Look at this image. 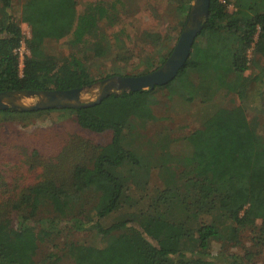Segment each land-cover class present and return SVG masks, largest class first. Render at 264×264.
Here are the masks:
<instances>
[{"label":"trees","instance_id":"16d2710c","mask_svg":"<svg viewBox=\"0 0 264 264\" xmlns=\"http://www.w3.org/2000/svg\"><path fill=\"white\" fill-rule=\"evenodd\" d=\"M231 3L233 12L227 9ZM11 4L12 0H0V92L66 91L96 83L83 58L46 54L45 43L69 34L74 43H83L110 18L102 1L78 14L75 0H27L22 21L31 28L30 39L9 13ZM23 43L29 55L21 69L17 51ZM250 47L264 55V0H210L191 56L169 84L115 93L88 108L0 110L13 121L58 116L63 138L48 145L35 133L22 140L12 125L0 122V264H38L34 256L39 243L60 236L68 227L93 230L107 241L101 248L74 247V264H253L251 252L241 257L226 248H239L246 231L253 234L254 246L264 244V134L238 114L218 111L189 138L190 155L175 159L186 167L179 177L170 172L173 158L162 154L156 159L171 177L145 199L137 193L147 192L154 155L138 151L136 116L129 119L131 110L139 109L145 116L160 91L203 102L225 91L245 101L253 85V78L244 75ZM95 55L104 52L97 49ZM166 60L159 61L157 69ZM106 132L112 133L111 143L101 150L93 168L80 165L78 158L86 146L81 135ZM92 190L102 193L104 200L85 221L74 214L73 197ZM143 202L145 209L131 212ZM121 212L124 216L103 224ZM215 243L221 246L217 255L212 253Z\"/></svg>","mask_w":264,"mask_h":264},{"label":"rangeland","instance_id":"374dc122","mask_svg":"<svg viewBox=\"0 0 264 264\" xmlns=\"http://www.w3.org/2000/svg\"><path fill=\"white\" fill-rule=\"evenodd\" d=\"M26 1L12 0L9 13L20 23L26 39H30L31 28L22 21V11ZM75 1L78 14L84 13L90 4L97 1H102L110 10V18L101 21L98 28L83 43H74L72 34L64 36L59 41L45 43L46 54L55 55L59 59L74 54L85 60L87 69L96 79V83L93 88L85 89L81 96L82 102L97 99L104 80L115 76H140L156 70L159 61L167 59L174 49L193 3V0ZM227 9L229 12L235 11L234 4L228 5ZM258 36L259 32L255 35L256 41ZM97 49H102L104 55L96 56ZM28 51L25 43L17 51L21 69L25 56L29 55ZM247 58L249 69L244 75L253 78V85L245 101L240 100L236 93L225 95V91L205 102L201 98L187 101L178 93L160 91L156 95L154 101L156 103L148 106L145 116H142L143 111L139 109L129 112V119L134 120L136 116L134 124L137 128L134 131L136 134H141L138 142L135 143L139 147L138 151L140 153L150 151L154 155L151 159L154 167L148 177L147 192L137 193V197L147 199V195L153 194L156 188H164L166 180L171 177L170 172H175L179 177L186 167L176 163L175 159L182 160L190 155L193 145L189 138L203 130L210 117L220 110L225 109L232 111V114H238L251 128L264 134V55L256 53L255 48L250 47L247 50ZM35 103L36 100H29L27 105ZM106 104L107 102L104 105ZM51 114L55 116L54 112ZM30 117H21L13 121L12 118L0 114V122L12 125L15 134L22 140L25 137L30 138L35 133L45 137L43 140L48 145L63 139L59 128L62 122L60 117H51L47 114ZM81 137L86 139V146L78 158L79 163L91 169L101 150L109 147L112 133H83ZM35 138L39 139L38 136ZM162 154L169 159L173 158L168 164L171 169L169 173L167 167L159 166L158 160ZM100 194L92 190L74 195L76 202L74 214L85 221L91 219L95 214L96 205L104 200L103 194ZM141 208L145 209L144 202L131 212ZM124 214L121 212L111 215L103 221V224L110 225ZM45 215H49V211L45 210ZM13 219L15 224V218ZM257 223L258 226L262 224L261 221ZM252 238L253 234L246 231L242 235L239 248L226 249L241 257L251 252L254 254L253 264H264V244L262 247H256ZM106 242L105 238L93 230L77 232L68 227L60 236L39 243L34 259L38 264H74L72 255L74 247L87 245L101 248ZM220 249L221 246L215 243L212 248L213 255H217Z\"/></svg>","mask_w":264,"mask_h":264},{"label":"water","instance_id":"95a60500","mask_svg":"<svg viewBox=\"0 0 264 264\" xmlns=\"http://www.w3.org/2000/svg\"><path fill=\"white\" fill-rule=\"evenodd\" d=\"M210 0H193L184 28L170 56L158 69L140 76H115L104 80L99 96L94 101L82 102L81 96L85 89L66 91H2L0 92V110L10 108L22 111H44L53 109H81L100 104L104 99L115 93L139 92L152 90L156 86H164L172 82L191 56L193 46L203 23L209 15ZM22 100H36L34 105L23 104Z\"/></svg>","mask_w":264,"mask_h":264},{"label":"bare ground","instance_id":"6f19581e","mask_svg":"<svg viewBox=\"0 0 264 264\" xmlns=\"http://www.w3.org/2000/svg\"><path fill=\"white\" fill-rule=\"evenodd\" d=\"M22 103L23 104H28L29 103V100H22Z\"/></svg>","mask_w":264,"mask_h":264}]
</instances>
